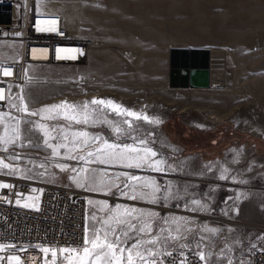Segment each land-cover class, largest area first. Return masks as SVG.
Returning a JSON list of instances; mask_svg holds the SVG:
<instances>
[{"label":"rangeland","instance_id":"obj_1","mask_svg":"<svg viewBox=\"0 0 264 264\" xmlns=\"http://www.w3.org/2000/svg\"><path fill=\"white\" fill-rule=\"evenodd\" d=\"M67 2L77 5L73 6L76 22L81 28L87 27L83 38L97 52H89L87 63L81 67H30L29 73L45 71L50 76L41 82L25 80L24 85L13 89L14 98L6 113L15 119L6 117V124L12 126L8 128V136L12 137L15 124L20 122L21 138L14 144L0 142V161L10 165L0 166V175L69 185L78 191L85 199L88 237L94 228L109 227L103 221L110 219L116 205L141 210L145 215L138 220L134 213L132 222L139 228L146 221L150 231L147 234L133 231L129 233L132 239L123 236L121 239L126 241L122 246L130 248L138 240L158 238L157 244H145L141 249L146 258L143 264L157 261L144 249L162 252L194 240L197 234L216 235L234 226L244 230L253 225L256 227L253 239H264V138L252 134L244 125V122L264 124V0ZM9 42L19 47L16 39ZM182 48L210 50L211 71L227 88L215 93L170 88L169 51ZM53 71L72 72L74 78L56 85ZM20 90L31 110L38 111L67 96L75 106L89 105L87 124H69L60 119L44 121L53 129L62 127L55 130L52 143L60 145L59 151L64 156L52 160V151L43 146V138L36 129L41 120L12 107L13 103L20 104ZM94 96L117 102L128 111L141 112L146 106L155 122L116 117L107 108L92 105ZM76 110L82 118L85 110L80 107ZM209 111L213 116L232 115L239 123L227 121L210 129L198 126L197 122H203ZM105 118L112 124L102 122ZM93 120L97 122L92 123ZM114 127H119L120 133ZM76 130H87L94 137H103L121 148L132 145L138 150L134 155L144 148H151L156 155L148 157L141 170L104 167L95 160L96 155H88L97 146L103 147L102 143L95 145L92 141L85 146L82 139H75L69 132ZM141 140L146 143L141 144ZM244 146L251 152L239 160L234 150ZM52 161L68 165L62 170ZM122 172L141 179L129 180V176L120 175ZM79 175L80 181L73 183L72 177ZM146 179L154 180L159 188L155 202L148 198L130 202L123 193L130 194L132 188L126 185ZM101 180L105 185L110 181L111 187H102ZM105 203L107 209L103 207ZM189 210L199 215L188 218ZM147 213L156 215L149 217ZM120 218L129 219L123 215ZM212 261L227 264L221 259ZM138 263L141 264L137 259Z\"/></svg>","mask_w":264,"mask_h":264},{"label":"built area","instance_id":"obj_2","mask_svg":"<svg viewBox=\"0 0 264 264\" xmlns=\"http://www.w3.org/2000/svg\"><path fill=\"white\" fill-rule=\"evenodd\" d=\"M42 1L0 0V42L16 39L20 50L18 60L0 53V89L5 95L0 113L8 112L13 89L26 80L22 66L81 67L87 63L88 41L69 33L58 14L42 10ZM46 14L60 20L58 30H51ZM4 69L11 75H4ZM3 125L0 123V137ZM0 179V185H11L0 187V264H17L11 257H18L20 264H45V260L48 264H68V254L60 249H82L89 235L85 199L69 185L2 175ZM24 211L35 212L41 228H20L19 220L26 219ZM255 229L252 225L244 230L234 226L216 235L197 234L194 240L157 252L155 258L159 264H205L210 253L227 264H264V239H253ZM42 248L55 249L57 255L44 253Z\"/></svg>","mask_w":264,"mask_h":264},{"label":"snow or ice","instance_id":"obj_3","mask_svg":"<svg viewBox=\"0 0 264 264\" xmlns=\"http://www.w3.org/2000/svg\"><path fill=\"white\" fill-rule=\"evenodd\" d=\"M4 75H11L10 70L4 69L3 70ZM20 100V104L17 105L15 103L12 104V107L17 108L19 111L26 113L29 116H37L41 113H47V114H54V115H47L44 118L45 119H57L59 116H63V118L69 122H74L75 124H87L89 122V115L90 113L86 111L89 107L87 103L81 105V106H75L68 104L67 102L58 104V105H52L49 108L40 109L38 112H32L29 110L27 104L24 103L23 97L18 98ZM5 100L4 90L0 89V101ZM92 105L97 106H106L110 107L113 111L117 112L118 114H122L128 117H133L136 120H149V118L143 114H137L135 112L128 111L126 109L121 108L119 105L114 104L111 100H92ZM80 107L83 110L82 118L81 113L76 112V108ZM71 109V114L67 111ZM63 110V111H61ZM5 117H8V119H15L11 117L8 113H0V123H4ZM99 119V117H98ZM97 120H93L92 123H96ZM106 122L109 125L112 124L111 121H107L106 118L102 121ZM149 122H153L150 121ZM31 123V122H28ZM124 123H128L127 120L124 121ZM12 127L11 125L5 124V134L4 136L0 137V142L9 144V143H15L17 140L21 138V127L20 122H17L14 126V132L15 135L12 137L8 136V128ZM40 129L44 131L45 136H48L50 139H54V137L51 136L50 131L46 128L45 125H39ZM131 127V125H129ZM114 131L116 133H120L121 129L119 127H114ZM73 137L80 139L83 138V144L85 146L88 145V137L89 133L87 132H73ZM65 138H67V133H65ZM92 141L96 142L99 141L102 143L103 147L97 146L95 151H89L88 155L93 156L96 155L99 163L101 164H109V163H120L125 167L132 168L137 167L139 168L141 164H143L148 157L152 156L154 157L156 153L152 151L151 148H144L142 151L144 152V156L136 155L132 156L130 153L137 152L138 150L136 148H133L132 145L125 144L123 148L119 144L116 143H109L107 140H105L103 137H92ZM45 143L48 145V147L52 148L54 152H57V146H54L48 142V140L45 141ZM141 144H145L146 141L141 140ZM64 146V145H61ZM4 151H7V149H3ZM71 151V149H69ZM58 154V153H57ZM0 166H3L5 168H9L10 165L4 164L3 161H0ZM62 170L65 169V165H58ZM159 170V169H157ZM126 175V174H121ZM129 180L137 181L140 180V177L136 176H129ZM156 182L154 180L145 181L144 185L142 186H149V185H155ZM101 186L102 187H111V182L109 181L107 185L104 184V181L101 180ZM0 187L10 188L11 185H0ZM126 187H131L132 192L129 193H123L125 195H128L130 199L136 200V199H142L145 196L151 195L153 198V202H155V194L159 191L158 187H153L151 193H145L143 191L137 192L136 187L134 185H126ZM90 190H98L96 188H92ZM19 204L20 202L17 201ZM89 203H92V201H89ZM194 203H199L198 201H194ZM27 206V205H25ZM34 206V205H33ZM105 209L108 208V205L105 203L103 205ZM111 211V210H110ZM137 214L134 218L135 219H141L145 214L136 208H124L122 209L120 205H116L114 214L110 217L108 220H104L103 224L106 226H109L107 229L100 228V229H93V234L91 237H85L84 244L87 245L83 247L80 250H77L76 248H62L60 249V252L68 254L66 259L68 260V264H137V259L143 264L145 261L144 252L141 251L142 248H144L145 244H152L155 245L158 243V238L152 239V240H138L136 243L132 244L130 248L123 247L126 243L125 240L121 239V236L126 237L128 239H132L133 237L129 236L130 232L138 231L143 232L147 234L151 226L146 221L143 222V226L137 228V225L132 222L131 217L133 214ZM121 215L129 217V219H121ZM149 217H154L155 213H147ZM93 219H96V217H93ZM112 221H115V226H112ZM117 226H119L117 228ZM117 230H119V235H117ZM163 231V230H162ZM215 231V230H210ZM110 237H115V239H111ZM183 246V245H182ZM41 251L44 253H48L51 251V254L53 257L57 255V252L55 249H48V248H42ZM144 251H147L148 255L150 257H155L158 255L157 252H154L151 248L144 249ZM125 253L127 255L125 256ZM168 255H171V253H168ZM202 260L205 258L203 254H201L200 257ZM10 259L15 260L17 264H20V260L18 257H11ZM45 264H48L47 260H45ZM53 264H55V261H53ZM150 264H156V261L153 259ZM231 264V262H230Z\"/></svg>","mask_w":264,"mask_h":264},{"label":"bare ground","instance_id":"obj_4","mask_svg":"<svg viewBox=\"0 0 264 264\" xmlns=\"http://www.w3.org/2000/svg\"><path fill=\"white\" fill-rule=\"evenodd\" d=\"M41 6V9L44 10V11H47V12H52V13H55V14H58L63 20H64V23H65V26H66V29L69 31V33H71L73 36H76V37H79V38H83L85 35H86V31L85 29L87 28H81L78 26L77 22H76V18L74 17V7L73 6H77V5H74V4H69L67 2V0H43L40 4ZM46 22H51V30H58L60 28V20H54V14H46ZM89 29V28H88ZM85 39V38H84ZM87 40V39H86ZM88 41V40H87ZM89 45V43H88ZM89 52L91 53H96V49L94 50V48H92V45L89 46ZM0 53L2 55H4L7 59H13V60H18L19 57H20V50H19V47H17L15 44H13V42H0ZM123 54V53H122ZM89 55V53H88ZM99 56V55H98ZM126 56V55H125ZM134 55L131 56V58L129 60H131L133 58ZM211 61H212V54H211V51H210V67L208 69V73H209V86L206 88V89H201V91H207V90H210L209 93H215L216 91L219 92V91H224V89L227 88L226 84L224 81H219L217 80V78L215 77V72L211 71ZM30 67H34V66H22L21 68V73L23 74V76H25L26 80H33V81H36V82H41V81H44V80H47L49 79V72H45V71H32V73H29L30 71ZM56 75L54 76V79H56L58 82L55 83L56 85L59 84L60 82H63V81H67V82H71L73 80V74L72 72H70L69 74H65V73H61L60 74L56 71H53L51 72V75L52 74H55ZM58 73V74H57ZM82 76V75H81ZM211 78H212V83H211ZM87 79V78H86ZM87 81V80H86ZM85 84V83H84ZM210 84H211V87H210ZM22 85V84H21ZM24 85V84H23ZM20 86V85H19ZM18 87V86H17ZM210 87V89H209ZM171 90L170 88L166 87V90ZM189 89V88H188ZM32 93H36L34 91V89L32 90ZM193 91V90H192ZM189 93V92H188ZM191 93V92H190ZM20 94H21V97L24 96V93L22 92V90H20ZM70 100H72V98L70 97H66L64 100H60L59 102H56L54 104H49V105H46V106H43L42 108L40 109H44V108H49L51 107L52 105H58V104H61V103H64V102H67L68 104H71V105H74L73 102H71ZM92 100H102L100 99V97H97V96H94ZM114 104L116 105H119L121 107L120 104H118L117 102H114L112 101ZM102 106V105H101ZM103 108H107L109 111H111V114H114L116 115V117H121V118H127L128 116H125V115H122V114H118L117 112L113 111L110 107H106V106H102ZM142 107V106H141ZM123 108V107H121ZM39 109V110H40ZM125 109V108H123ZM30 111L32 112H38L36 110H31L29 108ZM63 111V110H61ZM70 114L72 112L71 109L67 110ZM131 112H135L137 113L138 115L139 114H143L145 116H147L149 118L150 121H153V122H149V120H145L147 121V123H150V124H153L155 121L149 116V110L148 108L143 107L141 112L139 111H136V110H130ZM179 111V110H178ZM198 111V110H197ZM77 112V110H76ZM182 112V110H181ZM200 112V111H198ZM208 112V111H207ZM211 112L209 111V114L208 116L206 115L205 117V120L203 122H197V125L202 127V128H206V129H210L212 126L218 124V123H223V122H227V121H232L236 124L239 123V119L232 116V115H229V114H225V115H216V116H213L210 114ZM25 115H27L26 113H24ZM47 115H54V114H47V113H41L40 115H37V116H30L34 119H37L39 118L41 120L40 123H38L37 125V130L40 131V134L43 138V146L47 147L48 149H50L52 151V160H55L57 159L59 156H64L60 153V145L59 144H53L52 143V140L54 139H50L48 136H45L44 134V131L40 129L39 125H45L46 128L50 131L51 133V136L54 137V132L56 129H60L62 128L61 126L60 127H56V128H51V126H49L47 123H44V121H54L56 119H45L44 117L47 116ZM29 116V115H28ZM131 118V117H130ZM57 119H60V120H63L67 123H73L74 122H69L67 120H65L63 118V116H59ZM90 120V119H89ZM7 123V119L5 117V120H4V125ZM3 125V126H4ZM244 125H246V128L249 132H251L252 134L256 135V136H259V137H263L264 138V124H253L251 122H244ZM71 134L73 132H81V131H69ZM83 132H87L89 133L87 130H83ZM92 137H94L92 134L89 133V137H88V141L89 143L92 142ZM77 139V138H75ZM83 140V138H80ZM48 140V142L54 146H57V152H54L52 148L48 147V145L45 143V141ZM79 142V141H78ZM94 143L95 145L98 144V143H101L99 141H96V142H92ZM90 145V144H89ZM93 148V147H92ZM84 151V150H83ZM251 152V149L247 148L246 146L244 147H237L235 150H234V155L239 159V160H244L248 155L249 153ZM2 153V152H1ZM58 153V154H57ZM130 155L132 156H136L134 155L133 153H130ZM140 156H144V152H141L140 154H138ZM97 159V157H95V160ZM98 161V159H97ZM53 162V161H52ZM99 162V161H98ZM54 165L56 164V166L58 165H65V167H67L68 164H64V163H57V162H53ZM146 164V162H144ZM141 164L140 167H143ZM101 164V163H100ZM101 165H104V167H110V168H125V169H138V170H141L140 167L137 168V167H132V168H128V167H125L123 166L122 164L120 163H109V164H101ZM60 168V167H59ZM61 169V168H60ZM85 171H86V168L84 167L82 172H81V175L84 176L85 174ZM106 172V171H105ZM108 173H113V171H109L108 170ZM121 174H126V175H122L123 177H128L130 175V173L128 172H122ZM120 174V175H121ZM79 175L78 177H72L71 181L73 183H78L80 181V176ZM149 180H152V179H146V180H143V181H140L138 183H136L134 186L136 187V191L137 192H140V191H143L145 193H151L152 192V188L153 187H157V185L155 184L154 186L153 185H149V186H142L144 185V182L145 181H149ZM39 182V181H37ZM147 187H149V189H147ZM88 192V191H87ZM79 193V192H78ZM83 194H85V192H82ZM80 194V193H79ZM87 194V193H86ZM82 196V195H81ZM83 197V196H82ZM84 198V197H83ZM150 201L152 200V196L151 195H148V196H145L143 199H147ZM91 201V200H90ZM130 202L132 201H135L133 199H129ZM152 203V202H151ZM184 212V210L182 211ZM188 214V218H190L191 216L193 217L194 215H199V213L193 211V210H189L186 212ZM24 218L26 219H22V220H19V227L20 228H30L32 225H34V228H41V221H36V213L33 212V211H24ZM209 229H212L214 228L213 226L209 227ZM255 228V227H254ZM213 258H216L214 255H211L210 253H207L206 254V258H205V264H209ZM216 259H219V258H216Z\"/></svg>","mask_w":264,"mask_h":264},{"label":"water","instance_id":"obj_5","mask_svg":"<svg viewBox=\"0 0 264 264\" xmlns=\"http://www.w3.org/2000/svg\"><path fill=\"white\" fill-rule=\"evenodd\" d=\"M210 50L171 49L168 85L172 89H206L209 86Z\"/></svg>","mask_w":264,"mask_h":264},{"label":"crops","instance_id":"obj_6","mask_svg":"<svg viewBox=\"0 0 264 264\" xmlns=\"http://www.w3.org/2000/svg\"><path fill=\"white\" fill-rule=\"evenodd\" d=\"M252 226H253V225H252ZM156 263L159 264V261L157 260ZM138 264H139V263H138ZM209 264H216V262H215V261H211Z\"/></svg>","mask_w":264,"mask_h":264}]
</instances>
